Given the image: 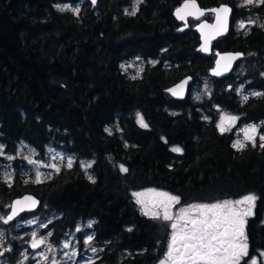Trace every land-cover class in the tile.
Listing matches in <instances>:
<instances>
[{
	"label": "trees",
	"instance_id": "trees-1",
	"mask_svg": "<svg viewBox=\"0 0 264 264\" xmlns=\"http://www.w3.org/2000/svg\"><path fill=\"white\" fill-rule=\"evenodd\" d=\"M63 1L0 0V139L6 152L25 143L42 154L52 146L74 157L71 168L36 183L25 180L20 157L6 179L8 162L0 155V197L34 193L40 213L55 216L44 228L54 243L89 218L106 264H155L171 222L144 215L133 192L158 187L184 203L252 193L257 200L249 235L253 247L264 250V141L237 150L236 133L222 134L213 110L218 105L240 115L241 123L258 122L264 134V95L251 99L247 88L238 92L232 76L210 77L212 58L197 50L191 34L174 35L171 14L129 15L116 0L86 1L76 14L60 11ZM134 56L155 60L135 79L122 67ZM186 75L193 85L208 77L210 93L201 100L192 91L184 100L171 97L167 89ZM211 110L208 119L203 113ZM176 146L182 152H173ZM82 160L92 162L95 182ZM8 238L7 262L18 264L29 237Z\"/></svg>",
	"mask_w": 264,
	"mask_h": 264
},
{
	"label": "snow or ice",
	"instance_id": "snow-or-ice-1",
	"mask_svg": "<svg viewBox=\"0 0 264 264\" xmlns=\"http://www.w3.org/2000/svg\"><path fill=\"white\" fill-rule=\"evenodd\" d=\"M91 2L95 5L96 0H91ZM139 2H142V0H137V4ZM254 3L264 4V0H244L242 6L252 5ZM57 7L60 11L70 10L76 14H79L80 11L78 7L71 8L68 5ZM211 11L216 15V24L200 25V30L204 37V43L202 45L203 51H208L210 40L215 35H219L222 31L227 30L228 15L232 10L227 6H221ZM126 14L135 15L136 11L127 12L126 10ZM203 15L204 12L197 6L196 0H185L183 6L176 9V16L180 20H185L187 16L199 17ZM249 23L254 22L249 21ZM239 27L244 29L246 25L241 21ZM206 29L209 31H205ZM236 58V56L232 55L220 57V60L217 61V69H214V74H221L219 71L221 61L225 62L223 70L227 71L231 65V61ZM122 67L124 66L122 65ZM185 84H187V80L177 85L176 88L170 89V91L173 95H182ZM253 95L259 96L264 94L256 92ZM243 99L247 101L248 96L244 95ZM237 119L238 117L236 116L223 115L217 127L223 134L230 130V127L226 126V123L230 125ZM138 123L141 127H148L143 117L139 116V114ZM243 132L244 140H236L232 145L237 150H243L246 146L245 142H251L255 146L257 126L250 125L244 128ZM260 140L264 141V135H260ZM3 147V145H0V155H4ZM260 147L264 148V143H261ZM172 151L180 153L182 149L180 147H174ZM7 158L9 160L13 159L11 156ZM53 159H56V157H53ZM59 159L63 160V157L61 156ZM29 162L36 163L35 161ZM72 163V159L69 158L67 166L71 168ZM48 167L59 171V168L54 163L48 165ZM84 167L89 168L91 164H86ZM119 168L123 173H127L128 171L124 165H120ZM6 179H10V176L6 177ZM89 179L93 180L91 176H89ZM35 182H41V173L39 171H37ZM93 182L95 181L93 180ZM132 195L136 203L141 206V211L144 215L153 219H162L171 222L170 227L172 232L168 250L165 258L160 261V264H242V261L244 264H261L257 257L249 258L248 237L245 232L247 218L254 214L253 210L255 201L257 200L255 194L249 193L236 200H224L212 204H192L180 208L176 213L172 212V208L174 205L180 203V197L177 195L157 191L156 189L137 191L133 192ZM36 204L37 201L32 197H24L22 200L15 201L11 205V215L7 216L4 222L7 223L12 220L19 212L25 209L34 208ZM88 227H91V224ZM77 231H80V229L77 228ZM48 235H51V233ZM32 237L33 242L31 247L33 249H37L45 243V239H37V233L35 232L32 233ZM92 239L93 236L89 235L85 243L90 245ZM63 247L69 248L70 244L66 242ZM92 251L95 252L96 249L92 248ZM72 255H75V253L73 252ZM259 255L261 258H264V251H261ZM40 256L43 261L48 260L47 255L43 252L40 253ZM52 264H56L55 259L52 261Z\"/></svg>",
	"mask_w": 264,
	"mask_h": 264
},
{
	"label": "flooded vegetation",
	"instance_id": "flooded-vegetation-1",
	"mask_svg": "<svg viewBox=\"0 0 264 264\" xmlns=\"http://www.w3.org/2000/svg\"><path fill=\"white\" fill-rule=\"evenodd\" d=\"M86 1L88 0H64L60 4L61 5L74 4L77 5L78 8H80ZM116 2L118 4H122L120 5L121 8L130 11L135 10L136 12H139L143 10V11L164 12L171 14L170 24L174 28V32H173L174 35H179L178 37L182 38L184 36L191 34L194 37L195 41H198V45H197L198 51H200L199 45L201 43V37L196 29V26L200 23L212 24L215 21L216 15L214 12L211 11L212 9L219 8L221 6H227L231 8L232 11L229 16L228 32L227 34L218 36L216 39H214L212 43V52L211 55H209L208 57L212 58L213 60L212 66H213L214 61L217 57V53L228 52V51L242 53L243 56L240 59H238L237 62L235 63L234 69L230 76H232L234 83L239 81L238 84L245 85V87L249 90L248 95L251 99L258 98V96L253 95V93L256 92L264 93V4L254 3L252 5L242 6L244 0H196L197 6L200 8L201 11L204 12V15L199 17L187 16L185 20H180L176 16V9L182 7L183 4L185 3V0H142V2H139L138 4H137V0H116ZM241 21H243L246 25L244 29H241L239 27ZM249 21H253L254 23H249ZM175 39L176 37L173 36L170 47L175 44L176 41ZM200 53L202 54L201 51ZM240 77H244L246 78V80H240ZM213 112L214 111H206L203 113V115L209 119L213 115ZM214 113L216 114V112ZM0 142H2V144L4 145L6 152L5 143L1 139ZM15 197L9 199L0 197V212L2 213L7 212V216H8L10 212L12 200ZM241 197L242 196L216 198L211 200H200V201L197 200L186 203L181 202L180 199V203L174 205V207L172 208V212L176 213L180 208L187 207L192 204H212L216 202H222L224 200H236ZM40 207L41 204L34 211L24 212L20 214L15 220L12 221L10 220L7 225L11 227L20 220L26 219L31 215L42 214L40 213ZM255 207H256V201H255ZM255 207L253 210L254 214L247 218V223L245 225V232L247 234L248 244H249V258L257 257L258 260H260L261 264H264V258H261L259 255L260 252L264 250L254 248L249 235V225L251 223L252 218H254L255 216ZM88 221L92 222V220L89 218H84V219L80 218L75 224V229L77 230V227L79 225L81 224L84 225ZM44 228L42 229V231L46 233L44 231ZM171 232L172 229L170 230V235L166 249L164 253L157 259L155 264H160V261L165 258V254L168 250V244L170 241ZM86 233L93 236L91 244L87 246H85L83 241L84 240L83 237L84 235L86 236ZM84 235L76 232V238L77 240L78 239L81 240V243L77 247V255H76L77 259L72 264H93V262L94 264H106V261L101 259V253L104 248V245L95 242L94 234H93V224H91V227H89L86 230ZM92 248H95L96 251L93 252ZM1 250L3 251L0 254V259L3 260L4 263L10 264L7 262L6 250L4 248H2ZM89 250H91L90 254H89ZM84 251H86V254H84ZM242 264H244L243 261Z\"/></svg>",
	"mask_w": 264,
	"mask_h": 264
},
{
	"label": "rangeland",
	"instance_id": "rangeland-1",
	"mask_svg": "<svg viewBox=\"0 0 264 264\" xmlns=\"http://www.w3.org/2000/svg\"><path fill=\"white\" fill-rule=\"evenodd\" d=\"M71 8L78 7L77 5L74 4H67ZM60 7H63L65 5H59ZM127 9H123L124 12H126ZM68 11V10H66ZM129 10H127L128 12ZM147 63H155V60L152 59H146L141 56H134L131 59L125 61L123 63L124 69L127 72V74L130 77H140L142 70L144 69L145 65ZM240 80H246L244 77H240ZM239 81H237L235 84H237V89L239 90V93H244L246 90L245 85L243 84H238ZM234 83V81H233ZM228 87H231L230 85ZM212 89V84L210 82V79L206 76H203L201 78L200 83L194 84L193 87L191 88V91L193 95L196 97V99H203L205 95H208ZM213 110L216 112L218 123L221 120V117L223 115H231V116H236L238 119L228 125L226 123V126L230 127V130H233L236 133V140H244V132L243 129L250 126V125H256L257 126V134L256 138L260 139V135H264L260 131L261 124L258 122H253V123H241L240 122V115L223 108L221 106H214ZM211 110V111H213ZM139 114V113H138ZM138 114H137V121H138ZM139 116H142L139 114ZM143 117V116H142ZM144 119V118H143ZM145 122V120H144ZM146 123V122H145ZM246 143V142H245ZM0 145H3L2 142H0ZM4 146V145H3ZM3 152L4 156L7 160V164L3 167L4 175L6 177L10 176L9 181L13 178L14 174L16 173V168L14 166L13 161L17 159V157H20L24 160L22 166L21 173L26 177L25 180H36V174L37 171L41 173V179H45L46 177L51 176L56 170L54 168L48 167L50 164H56V166L60 169L63 166H67L68 159L71 158L72 162H74V157L70 154H67L63 150L59 148H55L52 146H48L45 153L42 154L40 151L34 149L33 147L29 146L28 144L25 143H20L19 144V149L17 152L14 154L5 152V147H3ZM17 153V155H15ZM13 157V159L9 160L7 157ZM63 157V160L59 159V157ZM53 157H56V159H53ZM29 161H35L36 163H30ZM86 164H91V161H83L82 160V166L85 169L87 175L92 176V172L89 168H85L84 165ZM148 189H156L157 191H163V192H168L172 195V192L158 188V187H146L142 188L138 191H145ZM137 192V191H136ZM174 207V206H173ZM54 214H50L48 216H44L43 214H35L31 215L30 217L26 219H22L13 226L9 227L7 223L4 222V220L7 218V212L2 213L0 212V254L2 253L4 248L5 250L8 249L9 245V238L8 235H11L12 238H22L28 236L29 239L26 242H23V245H21L19 251H18V264H52V261L55 259L56 264H72L77 258V247L81 243V240H77L76 238V232L79 234H85L86 230L89 228L88 225L92 224V222H86L84 225H79L77 228L80 229V231H77L75 228L70 231L68 236H66L64 239H62L59 243H54L50 240V237L47 233H44L42 229L44 228L45 225H47L48 220H51L54 218ZM35 232L37 233V239L43 238L45 239V243L40 245L39 248L33 249L31 247V244L33 242V237L32 233ZM89 236L88 233H86V236L84 235V244L85 246L89 245L85 243V240ZM69 243L70 247L69 248H64L63 245L64 243ZM7 247V248H5ZM89 250V254H90ZM43 252L45 255H47L48 260L43 261L41 259L40 253ZM75 253V255H72V253ZM94 252V251H93ZM84 254H86V251H84ZM27 257V259H25ZM71 257V258H69ZM1 260V259H0ZM0 264H7L4 263L3 260L0 261Z\"/></svg>",
	"mask_w": 264,
	"mask_h": 264
},
{
	"label": "water",
	"instance_id": "water-1",
	"mask_svg": "<svg viewBox=\"0 0 264 264\" xmlns=\"http://www.w3.org/2000/svg\"><path fill=\"white\" fill-rule=\"evenodd\" d=\"M91 2V0H88ZM98 0H96V3L95 5L97 4ZM92 3V2H91ZM229 16L230 14L228 15V21H227V30L226 31H222L219 35H215V37L213 39L210 40V43L208 45V51H203L202 50V45L204 43V37L202 35V32L200 30V25L201 24H208V23H200L196 26V29L198 31V33L200 34V37H201V43L199 45V49L200 51L202 52V54L204 55H211V52H212V43L214 41V39H216L218 36H222V35H225L227 34L228 32V27H229ZM216 24V18H215V21L212 23V24H208V25H214ZM205 31H209V30H205ZM228 55H232V56H236L237 58L232 60L231 61V65L230 67L228 68L227 71H224L223 70V65H224V61H221V67L219 69V71L221 72L220 75H216L214 74V69H217V61L220 60V57L222 56H228ZM243 56L242 53L240 52H232V51H228V52H220V53H217V57L214 61V65L209 69V75L210 77L212 78H216V79H226L227 77H229L231 74H232V71L234 69V65L235 63L237 62L238 59H240L241 57ZM185 80H187V84H185L184 88H183V91H182V95H173L172 92L170 91V89H174L176 88L177 85L181 84L182 82H184ZM193 83H194V77L192 75H186L184 77H182L180 80H178L177 82H175L173 85H171L168 89H167V92L169 93V95L171 97H173L174 99L176 100H184L186 99L190 93H191V88L193 86ZM24 197H32L34 200L37 201V204L34 208H31V209H25L24 211L22 212H19L18 215H16L12 220H15L20 214L24 213V212H31V211H34L36 210L39 205L41 204V200L34 194V193H31V192H25L17 197H15L13 200H12V203L11 205L14 204L15 201L17 200H22ZM11 215V207H10V212L8 214V216ZM11 220V221H12Z\"/></svg>",
	"mask_w": 264,
	"mask_h": 264
}]
</instances>
